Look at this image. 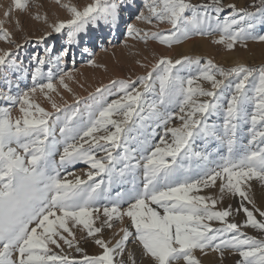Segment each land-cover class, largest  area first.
Returning a JSON list of instances; mask_svg holds the SVG:
<instances>
[{
    "label": "snow or ice",
    "instance_id": "obj_1",
    "mask_svg": "<svg viewBox=\"0 0 264 264\" xmlns=\"http://www.w3.org/2000/svg\"><path fill=\"white\" fill-rule=\"evenodd\" d=\"M13 3L17 9L25 7L22 0ZM127 4L93 0L82 10L70 7V18L56 23L53 31L66 29L71 48L89 24L115 25ZM227 7L231 11L221 19L225 7L220 0L200 5L146 0L147 15L136 18L167 22L171 28L141 33L128 24L127 35L171 46L192 35L219 33L214 43L229 50L249 39L264 41V35L253 34L258 23L264 25V0L255 11ZM67 55L63 45L54 62L33 53L37 66L29 91H54L53 68L47 71L49 82L39 83L45 78L42 66L54 63L62 70ZM13 56L0 55V66L20 72L22 62ZM185 71L188 75H181ZM16 79L18 83L19 75ZM64 80L61 75V85ZM198 80L208 82L210 89L194 87ZM111 87L118 99L106 103L104 94L111 89L98 88L76 105L53 103L55 114L31 103L29 91L0 92V99L19 104L22 114L13 121L10 110L0 108V264H136L129 242L146 264H201L197 251L209 250L221 257L237 255L235 264H264V238L242 231L251 227L264 234V210L250 195L253 181L264 185V66L224 68L196 57H161L146 75L114 81ZM148 94L153 98L145 99ZM221 117L222 123L217 122ZM174 119L178 126H170ZM244 125L247 144L241 140ZM197 140L201 150L194 147ZM211 141L226 147V154L214 159L208 150ZM80 162L90 169L86 179L61 178L62 171ZM217 181L218 196L194 194L216 187ZM114 187L120 190L113 194ZM229 197L239 198L238 205L216 210ZM240 213L242 223L229 222ZM125 218L129 223L120 229V238L114 244L106 240L104 230ZM75 231L90 238L99 253H84ZM64 246L81 258L65 254Z\"/></svg>",
    "mask_w": 264,
    "mask_h": 264
},
{
    "label": "rangeland",
    "instance_id": "obj_2",
    "mask_svg": "<svg viewBox=\"0 0 264 264\" xmlns=\"http://www.w3.org/2000/svg\"><path fill=\"white\" fill-rule=\"evenodd\" d=\"M202 1L210 0H187V2L194 5H198ZM145 2L146 0H128L129 4L122 6L119 20L115 25L103 22L97 25L89 24L87 30L80 33L79 43L69 48L66 29L57 34L53 31V26L70 18L68 8L76 7L78 10H82L85 6L93 3V0H22V3L25 4L23 9H17L13 0H0V55L11 52L14 54L11 58L22 62L20 72L0 66V92L8 91L9 88L13 95L29 91L34 86L31 80V73L37 66L32 54L38 53L44 56L46 61L51 60L54 62L62 45L64 50L69 53V55L64 57V63L61 65L62 70H57L54 63H46L41 69L45 74V78L39 80V83H48L49 81L46 79L47 71L50 67L53 68L54 79L51 83L54 91L47 89L41 91L38 87L35 92L29 91L31 103L53 114H55V109L52 107L53 103L61 108L73 106L78 101L86 100L90 94L94 95L98 88L111 89V94H104L106 103L118 99L119 96L116 94V89L111 87L114 81L136 80L138 77L146 75L161 57H166L173 61L183 57H196L202 62L211 60L217 66L224 68L240 65L253 68L264 66V41L249 39L238 42L233 49L229 50L225 45L214 43L215 40L219 39V33L206 36L192 35L171 46L161 45L158 41L152 39L141 40L129 37L127 35L128 24L134 25L141 33L145 31L166 32L171 28L167 22L153 20L149 23L137 19L136 16L138 14L147 15ZM254 3L255 0H220V4L225 7V11L221 14V19L231 11L227 7L228 5H235L237 9L243 8L251 11ZM5 13H8V15L6 16ZM4 33H7V38L4 37ZM253 34L257 36L264 35V25L258 23L253 30ZM21 45L23 47L17 51L18 46ZM52 46H55L53 51L50 53L45 52V49H51ZM85 48L88 49V52L82 53ZM235 58L242 60L243 63H235ZM195 74L193 69L192 75L194 76ZM17 75L20 77L18 83ZM61 75L65 76L64 85L66 87L60 83ZM181 75L187 76L188 72H182ZM6 77L8 79H5ZM196 84L210 89V84L206 81L198 80L193 86L195 87ZM152 98V94L145 96V99L148 100ZM199 99L203 100L206 98L201 97ZM79 106L83 108L84 104ZM3 107L10 110V116L13 121L22 117L19 111V104H9L0 99V108ZM112 118L120 119L122 117L114 115ZM217 122L222 123V117ZM179 124L180 121L174 119L170 126H178ZM247 127L248 125H244V131L241 133L243 144H247ZM157 131L160 130L158 129ZM158 139L159 137L157 136L156 140ZM194 147L196 150H201L202 141L197 140ZM60 150L62 151V148ZM208 150L213 153L214 159L217 155L226 154V147L219 145L215 141L210 142ZM54 158L58 161L59 153ZM89 170L86 164L80 162L62 171L61 178L74 180L76 176H80L81 179H86V173ZM67 173L71 174L68 175ZM218 184L219 181H217L216 187L203 189L194 194L218 196ZM252 188L250 195L254 199L256 206L264 210V185L253 181ZM119 190V187H114L113 194ZM238 203L239 198L233 199L229 197L222 203H218L216 210L223 209L229 204L235 208ZM102 208L103 206L101 205V212ZM256 216L257 219H260L258 213H256ZM228 220L229 222L242 223L244 220L243 213L234 214ZM128 223L127 218L124 219L123 223L114 220V227L104 230V238L114 244L122 235L120 229ZM211 225L212 227L221 226L219 222H211ZM242 231L258 239L264 238V234L258 229L244 227ZM75 237L77 241H80L79 246L84 249V253L88 255L99 253L100 249L90 238L82 239L80 231H75ZM131 244V242L128 243L127 250L134 251L136 264H146L139 251L136 250V246L130 248L129 245ZM63 249V252L65 254L68 253L70 257L81 258V254L76 253L74 249H69L67 246H64ZM197 256L201 264H235L236 259H238L235 254L229 255L225 253L221 257L219 253L211 250L204 254L197 251Z\"/></svg>",
    "mask_w": 264,
    "mask_h": 264
},
{
    "label": "trees",
    "instance_id": "obj_3",
    "mask_svg": "<svg viewBox=\"0 0 264 264\" xmlns=\"http://www.w3.org/2000/svg\"><path fill=\"white\" fill-rule=\"evenodd\" d=\"M211 2H212V0H210V1H202V2H199L198 5L207 4V3H211ZM258 6H259V0H255L254 7H253V9L251 11H255V8L258 7Z\"/></svg>",
    "mask_w": 264,
    "mask_h": 264
},
{
    "label": "bare ground",
    "instance_id": "obj_4",
    "mask_svg": "<svg viewBox=\"0 0 264 264\" xmlns=\"http://www.w3.org/2000/svg\"><path fill=\"white\" fill-rule=\"evenodd\" d=\"M234 62L235 63H243V61L242 60H240V59H238V58H235L234 59ZM130 246V248H132V247H135V245H133V244H131V245H129ZM63 251H64V249H63ZM130 251V250H129ZM68 254V253H67ZM69 255V254H68ZM203 260H205V259H203ZM213 263V262H212Z\"/></svg>",
    "mask_w": 264,
    "mask_h": 264
}]
</instances>
